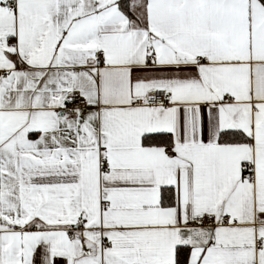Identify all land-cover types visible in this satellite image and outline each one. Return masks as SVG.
I'll use <instances>...</instances> for the list:
<instances>
[{"label":"snow or ice","instance_id":"1","mask_svg":"<svg viewBox=\"0 0 264 264\" xmlns=\"http://www.w3.org/2000/svg\"><path fill=\"white\" fill-rule=\"evenodd\" d=\"M0 264H264V0H0Z\"/></svg>","mask_w":264,"mask_h":264}]
</instances>
